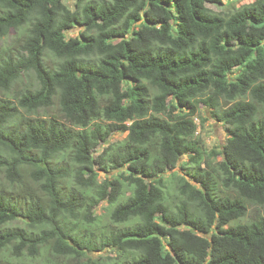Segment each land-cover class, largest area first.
<instances>
[{
    "label": "trees",
    "instance_id": "1",
    "mask_svg": "<svg viewBox=\"0 0 264 264\" xmlns=\"http://www.w3.org/2000/svg\"><path fill=\"white\" fill-rule=\"evenodd\" d=\"M221 1L0 0V264H264V0Z\"/></svg>",
    "mask_w": 264,
    "mask_h": 264
},
{
    "label": "rangeland",
    "instance_id": "2",
    "mask_svg": "<svg viewBox=\"0 0 264 264\" xmlns=\"http://www.w3.org/2000/svg\"><path fill=\"white\" fill-rule=\"evenodd\" d=\"M253 0H222L218 5H214V4H208V6L210 8H212L213 10H223V11H231L235 8H237L238 6L245 4V3H249ZM65 3H67L68 5L72 6L73 4V0H64ZM74 34V31L73 33ZM51 112H56V109H53ZM200 113L202 116H204L206 118V120L204 121L203 125H199V128L197 129L198 132L200 133V135L202 136L204 143L206 145V147L208 149L212 148V147H218V145L220 143H223L225 141L226 138V130L225 127L223 125H221L219 122H215L214 120L207 118V116L209 115V113L207 112L206 108H201ZM197 123H200V120H197ZM126 132L124 133H116L111 137V140H115V139H121L125 136ZM101 150L98 149L97 152H99ZM185 157V156H184ZM187 157L182 158L181 162L186 160ZM180 162V163H181ZM179 163V164H180ZM181 165H178V167L176 168V171L180 174L183 173L182 168L180 167ZM171 171L167 172L166 175H164L163 177H166ZM99 177L102 178V173L99 174ZM106 203L103 202L102 204H100V206L97 208L96 212L97 213H101L103 211V207ZM244 220H246V218H242L241 221L244 222ZM161 240L163 241V238H161ZM99 253L96 252L94 253V256L98 255Z\"/></svg>",
    "mask_w": 264,
    "mask_h": 264
}]
</instances>
